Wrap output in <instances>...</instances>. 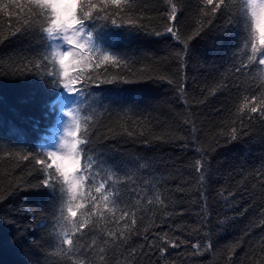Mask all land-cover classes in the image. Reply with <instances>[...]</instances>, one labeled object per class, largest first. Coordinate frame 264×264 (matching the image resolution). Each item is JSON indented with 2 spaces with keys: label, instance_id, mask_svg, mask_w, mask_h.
I'll use <instances>...</instances> for the list:
<instances>
[{
  "label": "trees",
  "instance_id": "16d2710c",
  "mask_svg": "<svg viewBox=\"0 0 264 264\" xmlns=\"http://www.w3.org/2000/svg\"><path fill=\"white\" fill-rule=\"evenodd\" d=\"M171 4L180 42L166 33ZM129 7L123 16L105 10L118 23L139 17L142 27L86 21L92 49L69 66L83 81L74 132L89 141L86 175L111 177L106 190L119 203L89 214L85 201L75 218L85 226L68 251L66 190L54 168L53 188L43 187L36 163H51L43 144L65 92L43 32L48 16L30 0H0V264H264V117L239 112L252 97L258 107L264 100V52L252 58L246 0L215 13L203 0Z\"/></svg>",
  "mask_w": 264,
  "mask_h": 264
},
{
  "label": "snow or ice",
  "instance_id": "6c2138e0",
  "mask_svg": "<svg viewBox=\"0 0 264 264\" xmlns=\"http://www.w3.org/2000/svg\"><path fill=\"white\" fill-rule=\"evenodd\" d=\"M32 4L40 9L42 13H46L48 16L47 26L43 28V32L47 35L48 39L56 40L57 38H62L67 46V51L53 50V56L56 58V63L61 68V82L63 88H65L69 93H77L81 91V86L83 81H79L78 78L69 76V64L73 67L81 64L84 61V54L86 51H90V34L85 36L84 28L82 27L86 21L89 20H104L109 21L110 16L106 13L105 6H113L116 11L112 13V16L120 14L123 16L131 11L129 7V0H99V5L97 0H30ZM171 3V0H169ZM226 0H203V4L210 6L212 13H215L222 6H224ZM100 8L97 11V8ZM102 13H104L102 15ZM246 15L250 19L251 27V51L252 58H255L257 53L264 52V0H246ZM139 17H134L130 19L127 24L118 23L116 19H111L110 22L115 26H129L133 28L142 27L141 24L137 23ZM168 24L166 25V33L171 34L178 42H180V36L175 28L178 23V13L176 4H171V10L167 16ZM159 34V33H157ZM186 44V41L184 42ZM71 49H76L74 53ZM104 61L116 60L115 56L104 55ZM66 62H68L66 64ZM259 64L264 65V58L259 59ZM64 78H67V82H64ZM161 79H167L169 84L173 81L170 78L161 77ZM118 82L116 80H106L102 83L110 84ZM126 82V81H124ZM96 84L95 86H99ZM179 94H183L184 88L181 85H177L175 89ZM252 102L249 106L246 100L243 105H241L239 112L243 113L244 109L247 108L248 112L252 115H260L264 117V100L260 103L262 106H257L256 97L251 98ZM71 115V113H69ZM72 136L73 142H65L63 147L66 149L67 154L61 152H47V158L51 163H47L45 160L37 159L36 163L41 165V171L45 173L44 178L41 180V185L49 189L53 188V183L50 182L52 173L49 169L54 168L57 177V182L62 181L64 190L67 193V216L64 217L67 228L62 233V244L68 246V251L74 250L78 245V240L74 239L73 236L76 232L82 229L85 224L83 222L76 223L75 218L77 217L78 211L86 208L85 201L92 203L93 207L88 209L90 214L95 210L96 207L103 205L107 210L112 209L108 205L119 203V201H114L110 199L112 195L111 192L106 190V184L108 188H111V177L106 180L101 179L97 183L98 173H90L93 169L91 157L84 155L86 149L81 147L86 145L89 141L86 137H79V127L77 126L76 132L67 133ZM233 140L237 138V130L232 129ZM28 159V157H24ZM197 172L203 171V165L200 160L196 161ZM205 177L201 174L200 179L203 180ZM89 184L95 185V194L87 192V187ZM99 202V203H97ZM127 215V213L122 214ZM135 223V220L132 221ZM112 239H116L112 236ZM127 236L124 237L126 241ZM165 244H170L171 247L177 248L179 245L174 241L165 240ZM194 248L199 249L200 244H193ZM103 251V249L101 250ZM161 255L164 254L165 249L161 248Z\"/></svg>",
  "mask_w": 264,
  "mask_h": 264
},
{
  "label": "rangeland",
  "instance_id": "374dc122",
  "mask_svg": "<svg viewBox=\"0 0 264 264\" xmlns=\"http://www.w3.org/2000/svg\"><path fill=\"white\" fill-rule=\"evenodd\" d=\"M85 36L89 34L84 30ZM92 42L90 40V50L92 49ZM53 50L56 49L58 51H67L68 46L66 42L62 38H57L56 40H52ZM74 53L77 51L76 49H71ZM87 52V51H86ZM68 62H66L67 64ZM70 66V64H69ZM70 73V71H69ZM70 76V75H69ZM65 82H67V78H65ZM79 98V92L77 93H69L66 89L59 101V112H58V120L56 125L50 129L49 134L46 137V141L43 144V148L46 151L51 152H61L63 154H67L66 149L63 147L64 143H72V136L67 133H72L75 130L76 124V106ZM71 113V115H69Z\"/></svg>",
  "mask_w": 264,
  "mask_h": 264
}]
</instances>
